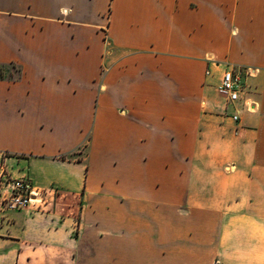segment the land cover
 <instances>
[{"label":"crops","instance_id":"obj_1","mask_svg":"<svg viewBox=\"0 0 264 264\" xmlns=\"http://www.w3.org/2000/svg\"><path fill=\"white\" fill-rule=\"evenodd\" d=\"M2 173L0 264H264V0H0Z\"/></svg>","mask_w":264,"mask_h":264},{"label":"built area","instance_id":"obj_2","mask_svg":"<svg viewBox=\"0 0 264 264\" xmlns=\"http://www.w3.org/2000/svg\"><path fill=\"white\" fill-rule=\"evenodd\" d=\"M242 86L240 72L230 69L222 73L217 92L228 103L234 104L242 99ZM242 104L247 109L252 107L251 103L245 99L242 100ZM232 118L237 120L236 115ZM48 195L54 196L55 191L52 188L41 190L33 187L25 178L10 179L3 173L0 177V213L8 210H21L28 206L40 208L45 204Z\"/></svg>","mask_w":264,"mask_h":264}]
</instances>
